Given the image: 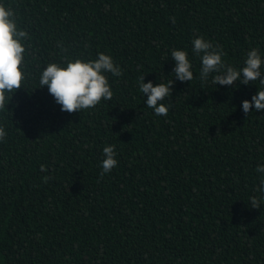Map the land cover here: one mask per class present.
Instances as JSON below:
<instances>
[{
  "label": "trees",
  "instance_id": "trees-1",
  "mask_svg": "<svg viewBox=\"0 0 264 264\" xmlns=\"http://www.w3.org/2000/svg\"><path fill=\"white\" fill-rule=\"evenodd\" d=\"M27 40L28 79L0 112V264H264V111L258 84L176 81L167 116L138 90L166 82L174 48L204 36L242 66L264 51V0H0ZM111 54L113 98L61 111L39 73L49 62ZM146 99V97H145ZM119 166L101 176L102 150ZM47 165L41 171V165ZM48 179L45 181L44 177Z\"/></svg>",
  "mask_w": 264,
  "mask_h": 264
},
{
  "label": "clouds",
  "instance_id": "clouds-1",
  "mask_svg": "<svg viewBox=\"0 0 264 264\" xmlns=\"http://www.w3.org/2000/svg\"><path fill=\"white\" fill-rule=\"evenodd\" d=\"M31 37L22 30L13 9L0 2V112L8 107L13 95L23 88L28 79L25 67L27 56V40ZM191 54L187 49L171 50L174 61L171 75L174 79L166 82H145V76L138 80V90L143 94L145 105L157 116H167L171 103H164L172 96V86L176 81L192 82L194 79L193 60L200 61L198 78L202 83L217 86H239L258 84L260 87L250 100L241 103L244 113L252 109L264 111V51L250 48L246 53L242 66H233L226 62V53L219 45H214L204 36H196L191 40ZM122 76V69L111 54L98 52L94 59L72 58L67 62H49L39 73L38 88L47 86L49 94L61 106V111L81 112L95 108L102 101L113 98L112 85L108 75ZM146 97V99H145ZM7 137L6 129L0 125V143ZM119 166L118 152L115 144L106 145L102 150V159L98 165L100 175H110ZM47 165H41L46 171ZM258 183L255 191L259 194L250 199L252 208L259 209L264 204V163L257 165ZM47 181L48 177H44Z\"/></svg>",
  "mask_w": 264,
  "mask_h": 264
}]
</instances>
